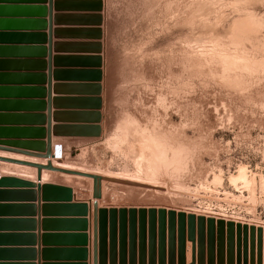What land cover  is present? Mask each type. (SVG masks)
I'll list each match as a JSON object with an SVG mask.
<instances>
[{"label": "rangeland", "instance_id": "rangeland-1", "mask_svg": "<svg viewBox=\"0 0 264 264\" xmlns=\"http://www.w3.org/2000/svg\"><path fill=\"white\" fill-rule=\"evenodd\" d=\"M94 6L107 61L93 111L71 115L60 136L75 140L66 162L105 178L109 264H264V0ZM5 132L0 144L29 155H1L46 162ZM1 173L31 171L0 163Z\"/></svg>", "mask_w": 264, "mask_h": 264}, {"label": "crops", "instance_id": "crops-1", "mask_svg": "<svg viewBox=\"0 0 264 264\" xmlns=\"http://www.w3.org/2000/svg\"><path fill=\"white\" fill-rule=\"evenodd\" d=\"M98 1L0 0V129L6 138L46 144L50 125L52 147L64 150L75 141L62 138L60 129L78 122L71 115L93 111L92 86L107 61V23L99 19ZM2 178L38 184L37 176ZM40 185L0 184V264H94L92 188L65 180ZM97 222L98 264H109L99 214Z\"/></svg>", "mask_w": 264, "mask_h": 264}, {"label": "water", "instance_id": "water-1", "mask_svg": "<svg viewBox=\"0 0 264 264\" xmlns=\"http://www.w3.org/2000/svg\"><path fill=\"white\" fill-rule=\"evenodd\" d=\"M49 133L47 136V142L46 144H28L31 148H28V150L38 153L35 157L37 158H43L46 162L45 164L43 163H35L31 161H24V160H17L14 158H8V157H2L0 156V163L4 164H10V165H15V166H20V167H26V168H31V169H36L37 170V182L38 184H32V183H25L22 181H18L16 179L12 178H2L0 179V184L3 182H10V181H15V182H21L23 184H27L33 187L41 188L40 183L42 182V175L43 172H51V173H56V174H61V175H67V176H73V177H80L84 179H90L93 181V200L95 202L94 208H95V227H94V244H93V251H94V264H98V222H97V214H101V211H98L97 203L98 201L102 200L103 197V182L105 181V178L102 176H97L93 174H87V173H82V172H76V171H70V170H64L60 168L54 167L52 160L54 158H60L61 157V151H62V146L61 145H55L52 147L51 144V126L49 125ZM5 146V147H3ZM21 146V145H20ZM7 145L0 144V150L2 151H16L20 152L23 154L29 155L27 152H24L23 150H13L12 147ZM31 155V154H30ZM100 237V235H99ZM102 241V239H101ZM103 245V244H102Z\"/></svg>", "mask_w": 264, "mask_h": 264}, {"label": "bare ground", "instance_id": "bare-ground-1", "mask_svg": "<svg viewBox=\"0 0 264 264\" xmlns=\"http://www.w3.org/2000/svg\"><path fill=\"white\" fill-rule=\"evenodd\" d=\"M0 156H2V157H7V156H3V155H0ZM9 158H12V156H10ZM14 159H17V160H24V159H21V158H14ZM25 161V160H24ZM27 161V160H26ZM33 162H35V163H37L36 161H33ZM52 163H53V165H54V167H56V168H60V169H64V170H70V171H77V172H79L78 170H75L74 169V167L72 166V165H70L68 162H66V159H65V156H64V151H63V149H62V151H61V157L60 158H54L53 160H52ZM43 164H45L44 162H43ZM8 165H10V164H8ZM12 166V165H11ZM13 166H15V165H13ZM16 167H19V168H24L25 170H28V171H31V173H28V175H29V177L28 178H32V179H34L35 180V178H36V169H31V168H26V167H20V166H16ZM12 172V171H11ZM82 173H84V172H82ZM87 174H95V175H98V174H96V173H90V172H86ZM11 174H14V173H11ZM24 174V173H23ZM52 173L51 172H44L43 173V175H42V180L44 181V182H47V181H49L48 180V178H50L49 176L51 175ZM21 176V175H20ZM25 177V176H24ZM109 177V176H108ZM107 177V178H108ZM93 182V181H92ZM158 187V186H157ZM178 191V190H177ZM180 192V191H179Z\"/></svg>", "mask_w": 264, "mask_h": 264}, {"label": "built area", "instance_id": "built-area-1", "mask_svg": "<svg viewBox=\"0 0 264 264\" xmlns=\"http://www.w3.org/2000/svg\"><path fill=\"white\" fill-rule=\"evenodd\" d=\"M0 177H1V174H0Z\"/></svg>", "mask_w": 264, "mask_h": 264}]
</instances>
